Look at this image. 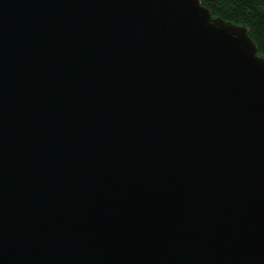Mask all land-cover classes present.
Listing matches in <instances>:
<instances>
[{"label":"water","instance_id":"95a60500","mask_svg":"<svg viewBox=\"0 0 264 264\" xmlns=\"http://www.w3.org/2000/svg\"><path fill=\"white\" fill-rule=\"evenodd\" d=\"M0 264H264V58L199 0H0Z\"/></svg>","mask_w":264,"mask_h":264},{"label":"trees","instance_id":"16d2710c","mask_svg":"<svg viewBox=\"0 0 264 264\" xmlns=\"http://www.w3.org/2000/svg\"><path fill=\"white\" fill-rule=\"evenodd\" d=\"M212 16L246 28L248 37L264 58V0H199Z\"/></svg>","mask_w":264,"mask_h":264}]
</instances>
